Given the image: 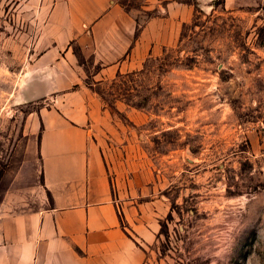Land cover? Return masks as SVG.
<instances>
[{
	"label": "rangeland",
	"instance_id": "rangeland-1",
	"mask_svg": "<svg viewBox=\"0 0 264 264\" xmlns=\"http://www.w3.org/2000/svg\"><path fill=\"white\" fill-rule=\"evenodd\" d=\"M118 1L141 20L166 16L171 4L190 8L178 39L140 70L84 80L180 201L155 259L264 264V0ZM45 19L39 0H0V205L47 199L33 155L52 95L29 97L44 79L36 58Z\"/></svg>",
	"mask_w": 264,
	"mask_h": 264
},
{
	"label": "crops",
	"instance_id": "crops-1",
	"mask_svg": "<svg viewBox=\"0 0 264 264\" xmlns=\"http://www.w3.org/2000/svg\"><path fill=\"white\" fill-rule=\"evenodd\" d=\"M39 1L46 19L36 67L45 71L29 97L52 95L39 112L33 155L47 199L2 201L0 264H166L155 255L180 201L149 167L129 125L84 80L140 70L178 39L190 8L171 4L166 16L141 20L118 0ZM85 63L96 71L88 74Z\"/></svg>",
	"mask_w": 264,
	"mask_h": 264
}]
</instances>
